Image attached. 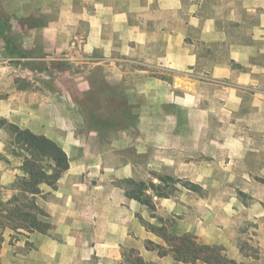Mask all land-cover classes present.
<instances>
[{"label": "crops", "instance_id": "obj_1", "mask_svg": "<svg viewBox=\"0 0 264 264\" xmlns=\"http://www.w3.org/2000/svg\"><path fill=\"white\" fill-rule=\"evenodd\" d=\"M203 1L0 0V60L27 82L19 87L13 76L2 89L0 80V116L53 141L68 163L54 187L39 184L53 230L27 233L34 247L24 264H119L131 250L173 264L171 252L150 246L167 247L149 227L161 225L158 217L169 232L223 244L240 258L203 227L169 224L180 212L173 194L148 187L153 211L124 186L144 164L154 172L148 182L162 184L167 171L203 189L244 99L250 151L264 152V0H229L210 14ZM259 163L250 173L264 189Z\"/></svg>", "mask_w": 264, "mask_h": 264}, {"label": "rangeland", "instance_id": "obj_2", "mask_svg": "<svg viewBox=\"0 0 264 264\" xmlns=\"http://www.w3.org/2000/svg\"><path fill=\"white\" fill-rule=\"evenodd\" d=\"M228 3L229 0H204V11L209 14L216 13V11L224 10ZM2 27L3 24L0 21V28ZM15 73L21 75L23 72L20 69L13 70L7 61L0 60L2 89L7 88L8 79H11ZM16 78H18L19 87L27 85L26 80H22L21 76H14L15 81ZM3 91L0 90V97L5 96ZM243 102L242 107L232 116L236 130L224 128L223 133L221 132V151L217 150L219 162L212 167L207 166L208 170L212 169V174H208L209 179L201 181L205 185L203 189L197 190L199 192L193 190L188 180L164 181L163 185L167 186L165 190L172 191L174 199L180 204V212L167 216L166 219L169 224L179 223L180 219H185L187 225L203 227L209 236L226 240L228 246H235L238 249L240 258L236 261L240 264H264V189L257 184L260 181H255L250 173V170L258 168L259 162H262L264 158V152L250 151V118L248 116L250 101L244 99ZM230 118L228 115H222V123L229 122ZM10 123L0 116V180L4 181L2 175L7 174L6 184L0 182L2 200H6L11 193H15L16 190H13L12 186L16 182L19 183V179L25 176L22 175L25 173L23 162L28 156V150L20 142L21 137L18 133L20 127H14ZM127 151L130 155L134 154L132 149ZM211 151L213 152V149ZM135 156V159L143 162L142 157ZM44 161L46 160L42 159V163ZM141 165L136 179L148 184L149 177L154 172L144 164ZM168 173L163 171L159 175L167 177ZM35 201L38 204L37 196ZM45 220L50 222V227H46L44 233L52 234L53 224L50 216ZM26 235L27 232L22 230L19 232L9 228L4 230V240L0 250L1 264H24V254L34 247V242L28 241L25 238ZM216 245L224 247L223 244L216 243Z\"/></svg>", "mask_w": 264, "mask_h": 264}, {"label": "trees", "instance_id": "obj_3", "mask_svg": "<svg viewBox=\"0 0 264 264\" xmlns=\"http://www.w3.org/2000/svg\"><path fill=\"white\" fill-rule=\"evenodd\" d=\"M10 125L19 128L13 123ZM18 133L21 137L20 142L28 150V156L24 158L23 162V169L26 174L19 179V183L13 184L12 188L16 190L15 193H11L6 200L0 198V250L6 228L17 232L22 230L27 233L32 231L44 233L46 227H50V222L45 220L49 218V215L36 203L35 197L40 193V183L46 182L54 187L57 179L68 165L66 154L50 139L33 134L28 129L23 128H19ZM42 159L46 161L42 163ZM159 179L162 185H156L151 181L145 184L143 181L127 179L124 181L126 193L129 197L148 205L154 211L155 204L145 190L150 187L161 196L168 197L172 195V191L165 190L167 186L163 185L164 181L177 180V178L169 175L167 177L159 175ZM189 184L193 186V190H201L198 184L190 181ZM133 185L134 187H132ZM158 219L161 225H150L149 227L164 239L167 247L152 245L151 242L149 244L152 248L157 247L160 254H165L167 251L171 252L173 264H240V262L226 255L223 246L202 242L197 236L189 232L181 234L169 232L166 227L167 223L163 218L158 217ZM119 264L154 263L144 261L136 251L131 250L129 255H122V261Z\"/></svg>", "mask_w": 264, "mask_h": 264}]
</instances>
